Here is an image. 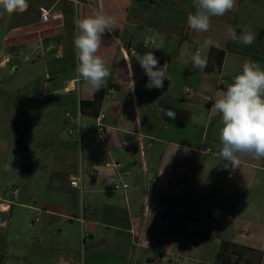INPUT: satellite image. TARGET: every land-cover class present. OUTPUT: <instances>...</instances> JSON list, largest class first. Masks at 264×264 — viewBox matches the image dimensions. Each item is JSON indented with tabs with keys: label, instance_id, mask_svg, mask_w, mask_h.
<instances>
[{
	"label": "crops",
	"instance_id": "1",
	"mask_svg": "<svg viewBox=\"0 0 264 264\" xmlns=\"http://www.w3.org/2000/svg\"><path fill=\"white\" fill-rule=\"evenodd\" d=\"M27 2L29 6L23 13L9 14L0 7V18L9 25L1 50L16 52L29 44L43 49L45 63L52 65L54 73L46 84L49 92L45 96L57 95L51 99L64 109L65 123L74 130L80 103L95 99V92H89L84 81L77 85L72 82L78 75L74 21L102 14L114 17L117 23L101 37L97 55L105 60L111 75L101 87L99 102L84 106L86 115L79 117L84 143L81 149L74 130L69 146L53 138V179L42 183L43 196L28 200L33 206L20 203L18 191L13 194L17 187L11 192L12 198L0 197V203L8 202L0 211V227L6 226V218L22 224L27 211L39 216L32 222V230H4L0 264H172L164 257L172 252L161 249L159 241L180 243L181 239L167 232L166 226L148 230L150 211L156 204L165 208L166 203L183 202L181 207L174 206L183 224L193 205L202 212L200 203L216 198L233 205L235 220H264V158L244 155L240 164L232 167L218 155L201 152L213 148L217 154L222 147V114L214 110L213 104L242 73L243 63L251 60L264 69V12L252 3L243 8L241 0H236L225 15L211 17L207 32H196L187 23L188 15L196 11L194 0ZM42 9L49 13L46 23L40 20ZM229 27L238 37L249 28L255 33L254 43L232 40ZM146 37H152L154 44L144 47ZM207 38L218 47L202 52L207 59L205 68H193L191 55ZM150 51L160 66L168 63L170 80H165L160 89L146 88L148 77L136 60L137 54ZM218 52L222 53L220 65ZM4 58L11 61L8 55ZM5 59L0 66L8 63ZM130 80L135 81L134 91L130 90ZM162 108L174 111L175 119ZM100 112L110 126L101 137L93 134L95 121L91 117ZM7 143L6 136L0 137V172L23 183L26 172L20 173L17 168L23 167V159L16 158L14 149L12 154L4 153ZM75 147L82 157L77 174L85 175L79 196L78 190L69 185V179L76 176L67 172L70 163L66 157L75 154ZM115 174L122 175L129 184L126 192L111 190L109 177ZM16 208L23 212H16ZM161 217L165 222L163 214ZM229 228L223 225L220 229ZM237 249L258 253L263 263L259 250L235 241L222 243L221 258L234 255ZM150 254L156 257L151 260ZM240 261L249 263L245 257Z\"/></svg>",
	"mask_w": 264,
	"mask_h": 264
},
{
	"label": "rangeland",
	"instance_id": "2",
	"mask_svg": "<svg viewBox=\"0 0 264 264\" xmlns=\"http://www.w3.org/2000/svg\"><path fill=\"white\" fill-rule=\"evenodd\" d=\"M241 2L243 8L252 3L259 11L264 12V0H241ZM8 28L7 21L0 18V50ZM15 53L16 56H11ZM7 55L11 61L4 67L0 66V137L6 136L9 141L4 153L12 154L14 149L16 158L20 161L23 159L20 163L23 167L17 168L20 169L18 172L24 171L26 174L23 177V183H20L9 178L4 172H0V197L12 198L11 192L17 187L20 203H29L33 206V203L28 200L33 196L37 198L43 196L42 183L53 179L50 176L54 163L53 154L50 151L53 138L62 145L69 146L74 134L69 135L67 130H74V126L65 123L64 109L52 101L51 98L57 95L45 96L49 92L46 84L50 78L52 79L54 73L52 65L45 63L43 49H37L35 44H29L21 46L16 52L1 50L0 62L4 61ZM211 150L213 152V148ZM74 153L66 157L70 163L67 172H72L77 177L81 175L77 174V169L78 161L82 157L76 147ZM17 168L14 169L17 170ZM81 177L85 179V175ZM77 194L79 196V191ZM182 203L181 201L177 204L166 203L165 208H162L161 204H156L150 211L152 215L149 218L148 230L152 227L162 229L166 226L167 232L181 239L180 243L177 240L159 241L158 246L161 249L172 252V255L164 256L170 259L172 264H223L224 257L221 258L220 255L222 243L231 241L241 243L246 248L253 247L259 250L263 254L262 264H264L263 219L240 217L235 220L232 216L233 205L216 198L201 202L202 212H199L192 204L193 206L185 216V219L188 218L185 221L186 224H183L181 213L174 211V206L181 207ZM17 211L22 213L23 209L16 208ZM162 214L165 222L161 220ZM12 215L14 216L15 213ZM23 216L20 225L14 223V219H4L6 226L0 227V237L4 234V230H32V222L39 216L28 211ZM221 221L224 223L221 224ZM223 225H228L229 230H221ZM2 249L3 246L0 245V251ZM159 256L163 257V255ZM154 257L156 254H150L151 260ZM228 257L229 264L235 262L245 264L244 261L241 263L235 258V255L228 254L226 258ZM246 257L247 260L257 261L259 254L250 252Z\"/></svg>",
	"mask_w": 264,
	"mask_h": 264
},
{
	"label": "clouds",
	"instance_id": "3",
	"mask_svg": "<svg viewBox=\"0 0 264 264\" xmlns=\"http://www.w3.org/2000/svg\"><path fill=\"white\" fill-rule=\"evenodd\" d=\"M235 3L236 0H194L196 11L188 15V26L196 32H207L211 17L225 15L234 8ZM28 6L27 0H0V7L9 14L17 11L23 13ZM116 23L114 17L102 14L78 17L74 21L77 33L73 39L78 61L76 71L89 92L100 91L111 75L105 60L97 53L101 47L102 35L106 30L114 29ZM228 34L232 40L239 39L245 45H252L256 39L255 33L249 28H244L238 37L235 29L229 27ZM115 41L119 43V39ZM214 46L218 47L210 38L205 39L203 45L191 55L192 67L205 68L207 59L202 52ZM136 60L148 77L145 85L147 89L163 88L164 81L170 80L168 63L160 66L153 52L137 54ZM129 72L131 76L133 74L131 64H129ZM130 82V90L134 91L135 81L130 80ZM213 108L222 114V127L219 130L222 147L217 153L221 160L236 167L240 164V157L244 155L257 160L264 158V69H261L258 63L246 60L242 65V73L233 78V82L215 101ZM161 111H164L169 118L175 119L176 113L171 109L162 108Z\"/></svg>",
	"mask_w": 264,
	"mask_h": 264
},
{
	"label": "built area",
	"instance_id": "4",
	"mask_svg": "<svg viewBox=\"0 0 264 264\" xmlns=\"http://www.w3.org/2000/svg\"><path fill=\"white\" fill-rule=\"evenodd\" d=\"M40 20L43 23H46L49 21V13L46 10H41L40 12ZM147 42V47L150 45L154 44V39L152 37H146L144 39V47H145V43ZM6 62H8V59H5ZM83 81V79L81 77H79L78 75L73 79V84L77 85L79 84V82ZM187 91V90H186ZM67 116H69V114H67ZM81 116L80 111L77 112V116H76V121H75V134L77 136V142L79 144V148L81 149L82 145L84 144L81 141L80 135V122H79V117ZM94 121H95V129L93 131L94 135L97 136H103L107 129L110 128V126L108 124L105 123L106 120V115L102 112L98 113L97 116L93 117ZM113 127V126H111ZM69 135H73V132L70 130H67ZM204 154H212L217 156L216 153L212 152V150L210 148H206L203 149L201 151ZM149 181L151 180L150 178L148 179ZM109 184H110V188L114 193H124L128 190L129 188V184L127 183V181L125 180V178L122 175L119 174H115L113 176L109 177ZM69 185L74 188L77 189L80 193L82 192V177L81 175L77 176V177H71L69 179ZM18 189L15 188V190L13 191V194L15 195L17 193ZM3 204H8V202L6 200H2L0 203V211L4 210ZM82 222V220H81Z\"/></svg>",
	"mask_w": 264,
	"mask_h": 264
},
{
	"label": "trees",
	"instance_id": "5",
	"mask_svg": "<svg viewBox=\"0 0 264 264\" xmlns=\"http://www.w3.org/2000/svg\"><path fill=\"white\" fill-rule=\"evenodd\" d=\"M213 50L211 49L210 50V52H212ZM221 57H222V53L221 52H218V65H220V62H221ZM207 69H208V67H207ZM102 94H103V91L100 89V91H98V92H95V99L91 102V103H88V102H81L80 103V114L81 115H86V114H84V106H95L96 105V103H98L99 102V100L101 99V96H102ZM97 114L98 113H96V114H93L91 117H95V116H97ZM235 253H234V255H236V258L237 259H239V260H241L242 258H246V263H248L250 260H247V251L246 250H243V249H237V250H235L234 251ZM248 259H249V257H248ZM229 258H223V264H229ZM260 262H261V256L259 255V258H258V260L257 261H250V263L251 264H260Z\"/></svg>",
	"mask_w": 264,
	"mask_h": 264
}]
</instances>
